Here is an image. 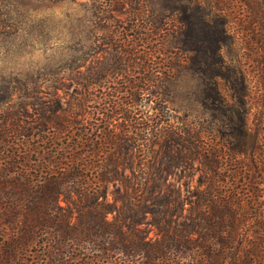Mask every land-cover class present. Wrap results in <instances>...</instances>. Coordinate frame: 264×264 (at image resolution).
<instances>
[{"label": "trees", "instance_id": "trees-1", "mask_svg": "<svg viewBox=\"0 0 264 264\" xmlns=\"http://www.w3.org/2000/svg\"><path fill=\"white\" fill-rule=\"evenodd\" d=\"M158 1L162 17L156 0L100 5L115 24L104 50L118 53L127 81L99 90L105 110L86 118L55 100L0 114V264H264V134L248 125L245 76L238 130L215 144L163 105L174 67L159 53L176 39L171 53L199 66L204 95L224 102L214 80L229 81L226 11L244 8L245 31L264 30V2ZM129 107L133 117L105 115Z\"/></svg>", "mask_w": 264, "mask_h": 264}, {"label": "rangeland", "instance_id": "rangeland-1", "mask_svg": "<svg viewBox=\"0 0 264 264\" xmlns=\"http://www.w3.org/2000/svg\"><path fill=\"white\" fill-rule=\"evenodd\" d=\"M102 1L0 0V114L20 111L34 115L32 104L41 113L43 103L55 100L65 108L72 106L74 114L86 118L96 109L105 110L99 90L105 92L106 88L119 87L127 81L121 76L124 72L115 70L118 53L112 50L106 53L103 47L115 24L104 19L99 9ZM158 2L152 3V8L157 17H162L165 8ZM179 3L174 0L168 5ZM241 9L230 7L226 11L229 33L235 40L233 47L225 50L230 69L223 73L229 81L221 77L214 80L224 102L215 99L212 93L210 97L204 95V76L199 66L188 68L180 55L171 53L178 45L176 39L166 36L159 52L161 59L171 56L174 67L172 78L161 89L163 105L174 116L197 130L210 131L216 138L238 130L244 100L242 73L249 88L246 98L249 128L253 133L259 130L264 134V66L261 65L264 30L259 24L251 27L253 32L245 31L249 21L246 9ZM175 17L170 20L174 31L172 21ZM105 115L134 116L130 107L123 113L114 110ZM52 133L49 130L42 134ZM36 158L37 154L30 151V164ZM109 199L113 200L111 195ZM143 229L149 238L157 237L152 227L143 226Z\"/></svg>", "mask_w": 264, "mask_h": 264}]
</instances>
